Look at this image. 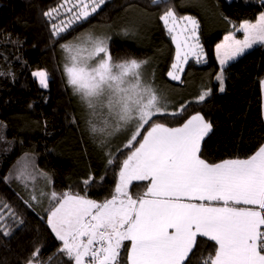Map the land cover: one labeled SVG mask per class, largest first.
Segmentation results:
<instances>
[{
    "label": "snow or ice",
    "instance_id": "snow-or-ice-1",
    "mask_svg": "<svg viewBox=\"0 0 264 264\" xmlns=\"http://www.w3.org/2000/svg\"><path fill=\"white\" fill-rule=\"evenodd\" d=\"M104 3L62 0L42 15L49 21L52 38L59 40ZM152 4L166 5L159 20L175 45L167 75L179 81L189 60L206 62L199 21L178 16L169 0H152ZM236 32H242L243 39ZM254 45H264V11L254 22L244 19L238 26L233 24V31L215 45L220 92L225 66ZM60 47L65 53L63 77L86 110L90 133L103 137L100 145H107L122 130L131 127L132 131L115 153H107V164L113 165L128 150L119 163L111 196L102 201L87 194L94 175L82 181V191L69 187L58 192L28 153L17 161L5 182L18 183L23 192L19 198L27 208L47 203L41 219L61 244L47 259L42 256L43 245H33L23 264H53L57 256L66 258L59 264H191L198 237L214 247L201 264H264V145L246 158L209 162L202 156V142L213 125L202 113L176 126L156 122L182 116L188 105L171 111L161 106L155 88L142 80L146 60L114 61L107 37H78ZM9 75L14 79V74ZM31 75L41 89L49 88L46 69ZM210 94V89L203 91L195 102H204ZM38 177L45 181L43 186L37 184ZM139 182H146V189L133 195L131 189ZM24 223L23 216L0 198V236H12ZM122 250L125 260H121Z\"/></svg>",
    "mask_w": 264,
    "mask_h": 264
},
{
    "label": "trees",
    "instance_id": "trees-1",
    "mask_svg": "<svg viewBox=\"0 0 264 264\" xmlns=\"http://www.w3.org/2000/svg\"><path fill=\"white\" fill-rule=\"evenodd\" d=\"M60 3L62 0H0V72L4 73L0 75V137L3 138L0 140V198L11 204L25 221L12 236H0V264H23L35 244L43 245L44 259L61 246L45 220L41 219L46 211L40 212L37 207L34 210L27 208L19 198L22 194L14 180L10 183L4 180L23 152L33 155L36 167L48 174L52 187L58 192L69 187L82 191V181L91 171L96 180L87 194L102 201L111 196L119 163L128 151L117 156L113 165H108L102 159L97 163L92 160L82 136L79 140L75 135L76 143L70 149V152L74 149L76 157L63 154L59 147L60 141L71 129V116L75 114L73 107L76 105L61 75L60 45L86 28L77 23L63 33L61 39L54 40L49 21L42 14ZM191 3L194 4L188 7ZM134 11L145 14L148 26H153L152 33L149 28L146 29L140 41L126 30L124 36L117 31L128 24L126 13ZM177 11L195 12L201 20L202 39L207 47V83L211 94L204 102H188L182 116H168L156 122L176 126L193 113L200 112L213 125L212 132L202 142L203 158L209 162L246 158L264 142L261 92L264 45H254L236 60L229 61L224 70L223 92L219 91V82L212 79V72L217 67L213 47L229 29L230 23L223 17H228L234 24L244 19L253 20L264 11L261 0H193L181 3ZM97 17V21L89 24L93 28L99 29L104 24L115 27V35L109 41L114 59L120 61L146 56L150 53L145 45L149 38L163 51V69L171 60L173 47L163 33L156 11L148 10L144 2L111 0L100 9ZM37 67L45 68L50 74L48 89H41L32 77L31 73ZM9 73L14 74V79ZM24 116L29 118V126L33 128L27 126L21 131L18 123ZM78 159L85 163L76 170ZM145 189L146 182H139L133 185L131 191L136 195ZM213 251V242L198 237L190 258L191 264H201L202 258ZM64 259L57 256L53 264H59ZM125 259L126 251L122 250L121 260Z\"/></svg>",
    "mask_w": 264,
    "mask_h": 264
},
{
    "label": "rangeland",
    "instance_id": "rangeland-1",
    "mask_svg": "<svg viewBox=\"0 0 264 264\" xmlns=\"http://www.w3.org/2000/svg\"><path fill=\"white\" fill-rule=\"evenodd\" d=\"M193 4L194 3L189 4L188 7H191ZM129 13H126L128 14L126 16H128L129 18L128 19L129 21L127 22L128 24L126 25V27L124 29H122L123 27L121 29L119 28L120 30L119 29L117 30L116 28V30L119 31L118 32L119 35H122V36L126 35V33L124 32L126 30L135 39L140 41L142 34L146 33L145 32L146 29L149 28L150 32L152 33L153 26L151 24H149L150 26H148V21H147L148 19L145 16V14L141 12H137V11L129 12ZM258 14L256 15V17L258 16ZM255 18L251 21L254 22ZM207 19H208V15H207ZM242 21L243 20L239 21L235 25L238 26L239 23H241ZM89 24H87L86 28L83 31L77 33L72 39L67 40L63 43L70 42V41L75 42L78 37L81 39H86L89 35L92 36L93 38L107 37L108 42H109L110 37H113V35H115L113 33V30L115 29V27H108L106 24H104V26L98 29V28H93ZM233 24L234 23H230L229 29L225 33H223L219 41H217L214 44V47H213L214 56L217 62V67L212 72V79L214 81H217L216 76L220 73L219 61L217 60L216 55H215V45L217 43H220L223 40V37L227 35L230 31H233ZM151 27H152V30H151ZM235 35L238 39H243L242 32H236ZM145 42H146L145 45L150 49V53L138 60V61H142V60L147 61V63L144 64L141 68L142 80L146 83H151L152 86L155 88L157 95L159 97V103L161 104L162 107L167 106L169 111H171L174 108H178V106L181 104H188V102L196 101V98L200 94H202L203 91L210 89L207 83L209 81L208 80L209 76L207 73V59H206V62H202L199 64L196 63L194 60L191 61L185 67L184 73L181 76V80L172 81L167 75L168 71L170 70L171 64H172L170 63L171 60L168 62V64H166V67L163 69V62H164L163 51L160 48H158L157 45L154 44L152 40H149V38ZM64 56H65V53L62 51L60 47V69H61L62 77H63ZM114 61L120 62L121 60L118 61L114 59ZM41 69H45V68L37 67V68H34L33 71L41 70ZM63 80L66 84V78L63 77ZM67 87L70 90L71 94L73 95V98H75L76 105L73 107L75 114L71 116V129L69 130L68 134H66L62 138V140L59 143V147L61 151L63 152V154L76 157L75 155L76 152L74 151V149H73V152L71 151L72 153L70 152V149L72 146L74 147V144L76 143L77 139L75 140V135L77 136L79 140H81L80 138L83 137V139H85L84 144L88 146L92 160H95V163H97L99 160L102 159L104 163L106 164L107 159H108V156H107L108 151L111 150L113 153H115L116 148L118 146H122V144L126 142V140L130 137L132 128L129 127L127 130H122V132L119 133L116 137L110 138V141L107 145L101 146L100 140L103 139V137L99 134L93 135L90 133L89 126L86 123V120H87L86 110L84 106L81 104L79 97L73 94V91L69 86ZM73 117H75L76 123H73V119H72ZM29 124H30L29 118L24 116L23 120H21L18 123V127L20 128L21 131H24L22 129H26L27 126H29ZM29 127L31 129L33 128L32 126H29ZM25 153H28L31 157H33V155L30 152H23L19 156L17 161H19L25 155ZM17 161L15 162L14 165L17 164ZM33 162L35 164L34 158H33ZM84 163L85 161L82 162L78 159V161L75 162L76 170H78V168H80L79 166L80 165L82 166ZM14 165L12 166L10 171L14 170ZM87 174H89L90 176L91 171ZM44 183L45 181L42 178H39V177L37 178V184L39 186H43ZM15 184L17 188H19V191H21V194L23 195L21 187L18 185L17 182H15ZM46 208H47L46 202L42 207L40 206L37 207V209H39L40 212L46 211Z\"/></svg>",
    "mask_w": 264,
    "mask_h": 264
},
{
    "label": "flooded vegetation",
    "instance_id": "flooded-vegetation-1",
    "mask_svg": "<svg viewBox=\"0 0 264 264\" xmlns=\"http://www.w3.org/2000/svg\"><path fill=\"white\" fill-rule=\"evenodd\" d=\"M110 1H111V0H105V3H104L103 5H101L100 9H101L103 6H105L107 3H109ZM137 1H139V2H144V3H145V6H146V8H147L148 10L156 11L157 19H158V21H159V23H160V26H161V28H162V30H163V33H164V35L169 39V42H170V36L168 35L166 29L163 27V25L161 24V22H160V20H159V15H161V14L163 13V11L165 10L166 5H163V4H162V5H160V6H155V5L152 4V0H137ZM186 1H193V0H169V4H170L171 7H173V8L175 9V11H176V13H177L178 16H181V15H183V14H190L191 16L195 17V18L199 21V24H200V29H199L200 41H201V43L203 44V46H204V50H205V52H206V54H207V47H206V45H205V43L203 42V39H202V23H201V20H200L198 14L195 13V12H188V11H179V12H178V11H177V10H178V6L181 5V3H184V2H186ZM194 1H198V0H194ZM100 9H98L96 13L90 15V16L87 18V20L79 22V23H81V26L86 27L87 24H89L90 22H93V21L95 22V21H97V19H98L97 15L100 13ZM119 30H120V29H119ZM111 39H113V37H110L109 41H110ZM171 46H172V45H171ZM137 60H139V59H137ZM121 61H123V60H121ZM191 61H193V60H189L188 64H189ZM172 62H173V49H172V52H171V61H170V63H172ZM188 64H187V65H188ZM187 65L184 66V69H185V67H186ZM181 76H182V74H181Z\"/></svg>",
    "mask_w": 264,
    "mask_h": 264
},
{
    "label": "crops",
    "instance_id": "crops-1",
    "mask_svg": "<svg viewBox=\"0 0 264 264\" xmlns=\"http://www.w3.org/2000/svg\"><path fill=\"white\" fill-rule=\"evenodd\" d=\"M262 82H264V77H263V79L261 80V92H262V114H263V118H264V83H262ZM193 114H195V113H193ZM191 116V115H190ZM188 118V117H187ZM261 145H264V142L261 144ZM260 145V146H261ZM259 146V147H260ZM258 147V148H259ZM258 148L255 150V151H257L258 150ZM255 151L252 153V154H254L255 153ZM251 154V155H252ZM222 161V160H221ZM218 162H220V161H218Z\"/></svg>",
    "mask_w": 264,
    "mask_h": 264
},
{
    "label": "water",
    "instance_id": "water-1",
    "mask_svg": "<svg viewBox=\"0 0 264 264\" xmlns=\"http://www.w3.org/2000/svg\"><path fill=\"white\" fill-rule=\"evenodd\" d=\"M185 15H187V16H191L190 14H183V15H181V16H185ZM160 22H161V21H160ZM161 24L163 25L162 22H161ZM163 27H164V26H163ZM170 43H171V45H172V47H173V59H174V55H175V45L173 44L171 38H170Z\"/></svg>",
    "mask_w": 264,
    "mask_h": 264
}]
</instances>
